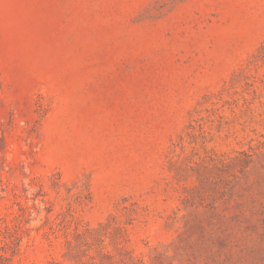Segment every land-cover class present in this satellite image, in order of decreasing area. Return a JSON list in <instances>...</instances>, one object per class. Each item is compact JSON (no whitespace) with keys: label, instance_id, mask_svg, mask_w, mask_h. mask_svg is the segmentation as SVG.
I'll return each instance as SVG.
<instances>
[{"label":"rangeland","instance_id":"1","mask_svg":"<svg viewBox=\"0 0 264 264\" xmlns=\"http://www.w3.org/2000/svg\"><path fill=\"white\" fill-rule=\"evenodd\" d=\"M0 264H264V0H0Z\"/></svg>","mask_w":264,"mask_h":264},{"label":"trees","instance_id":"2","mask_svg":"<svg viewBox=\"0 0 264 264\" xmlns=\"http://www.w3.org/2000/svg\"><path fill=\"white\" fill-rule=\"evenodd\" d=\"M1 250H2V248L0 247V257L3 255V254L1 253Z\"/></svg>","mask_w":264,"mask_h":264}]
</instances>
